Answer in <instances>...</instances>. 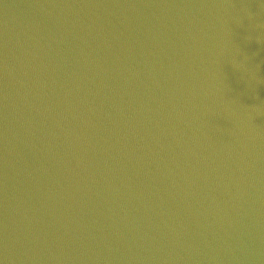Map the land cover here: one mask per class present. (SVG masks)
Returning <instances> with one entry per match:
<instances>
[{"label": "water", "instance_id": "95a60500", "mask_svg": "<svg viewBox=\"0 0 264 264\" xmlns=\"http://www.w3.org/2000/svg\"><path fill=\"white\" fill-rule=\"evenodd\" d=\"M0 264H264V0H0Z\"/></svg>", "mask_w": 264, "mask_h": 264}]
</instances>
